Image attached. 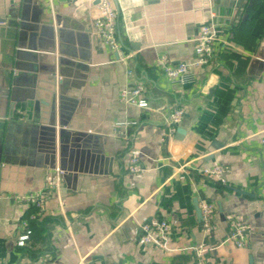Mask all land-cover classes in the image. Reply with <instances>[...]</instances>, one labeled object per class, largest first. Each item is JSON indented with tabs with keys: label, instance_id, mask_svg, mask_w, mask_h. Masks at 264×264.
<instances>
[{
	"label": "crops",
	"instance_id": "1",
	"mask_svg": "<svg viewBox=\"0 0 264 264\" xmlns=\"http://www.w3.org/2000/svg\"><path fill=\"white\" fill-rule=\"evenodd\" d=\"M113 2L118 50L92 34L75 0H0L1 264H197L180 247L200 241L205 264H264V0ZM210 21L218 36L207 60L188 81H167L155 59L191 61L192 38ZM137 82L148 107L119 99ZM177 106L182 118L161 139ZM51 117L96 133L86 148L112 157V170L82 174L74 193L62 180L38 237L18 245L34 211L20 197L42 188L49 168L37 126ZM133 153L138 172L128 169ZM214 163L227 165L224 182L198 171ZM202 198L216 204L206 234ZM230 213L253 225L245 246L227 239ZM150 217L169 221L172 249L142 243L139 224Z\"/></svg>",
	"mask_w": 264,
	"mask_h": 264
},
{
	"label": "built area",
	"instance_id": "2",
	"mask_svg": "<svg viewBox=\"0 0 264 264\" xmlns=\"http://www.w3.org/2000/svg\"><path fill=\"white\" fill-rule=\"evenodd\" d=\"M75 2L82 3L86 6L89 27L92 34L102 39L111 48L118 50L121 46V41L116 35V8L113 0H75ZM217 36V25L212 21L204 22L199 26L197 34L192 38L195 56L191 61L180 59L172 63L168 61L165 55H161L155 59L154 64L159 67L167 81H188L189 68L191 66L201 65L207 60L213 51ZM128 71L131 72V70ZM145 90V84L137 82L134 85L122 87L119 90L118 96L121 101L128 105L148 107V99L143 96ZM183 112V107L177 106L164 115V127L161 130V139L168 138L175 132L176 125L182 118ZM129 123H135V121L131 120ZM260 142L264 152V134L261 136ZM49 168L47 169L44 186L20 197L22 201L30 204L34 209L29 215V219H38L44 214L49 213L46 201L57 193L61 187L64 170L58 166ZM128 169L130 172H138L142 169V163L138 153L131 155ZM198 171L207 177L224 182V175L228 171V167L222 163H214L207 166H200L198 167ZM199 207L202 230L206 234L214 227L213 218L215 216L216 204L210 199L202 198L199 201ZM23 224L25 225L24 232L18 236V245H24L31 233L28 222L25 221ZM228 224L227 239L238 247L245 246L253 230V225L235 213L228 215ZM139 226L141 232L140 240L143 244L163 250L172 249V228L167 219L150 217L142 221ZM180 248H190L196 255L197 264H205L204 258L205 252L207 251L205 241Z\"/></svg>",
	"mask_w": 264,
	"mask_h": 264
},
{
	"label": "water",
	"instance_id": "3",
	"mask_svg": "<svg viewBox=\"0 0 264 264\" xmlns=\"http://www.w3.org/2000/svg\"><path fill=\"white\" fill-rule=\"evenodd\" d=\"M59 66L58 72L64 74L66 66ZM65 124L62 119L56 122L55 117L49 118L45 123H38L37 133L41 143L39 149L43 152V162L48 167L55 166V158L58 156V167L64 170L62 179L65 182L66 189L74 193L78 178L82 177V174L110 173L112 170V157H101L103 155L95 153L90 154L89 149L86 147L89 144L90 137H97L96 133L67 129ZM101 158L105 161V167L98 169L97 160ZM197 214L201 217L198 205Z\"/></svg>",
	"mask_w": 264,
	"mask_h": 264
},
{
	"label": "trees",
	"instance_id": "4",
	"mask_svg": "<svg viewBox=\"0 0 264 264\" xmlns=\"http://www.w3.org/2000/svg\"><path fill=\"white\" fill-rule=\"evenodd\" d=\"M47 217L41 219H30L29 220V227L31 229L30 235L33 237H38V232L45 225Z\"/></svg>",
	"mask_w": 264,
	"mask_h": 264
}]
</instances>
